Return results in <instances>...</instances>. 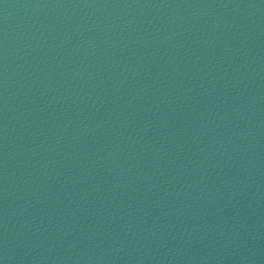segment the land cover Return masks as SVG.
Here are the masks:
<instances>
[{
  "label": "water",
  "instance_id": "obj_1",
  "mask_svg": "<svg viewBox=\"0 0 264 264\" xmlns=\"http://www.w3.org/2000/svg\"><path fill=\"white\" fill-rule=\"evenodd\" d=\"M0 264H264V0H0Z\"/></svg>",
  "mask_w": 264,
  "mask_h": 264
}]
</instances>
